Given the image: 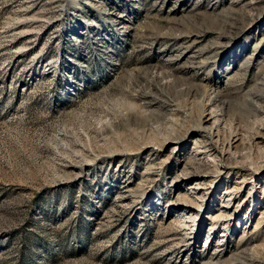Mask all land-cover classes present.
<instances>
[{"label":"rangeland","instance_id":"1","mask_svg":"<svg viewBox=\"0 0 264 264\" xmlns=\"http://www.w3.org/2000/svg\"><path fill=\"white\" fill-rule=\"evenodd\" d=\"M0 264H264V0H0Z\"/></svg>","mask_w":264,"mask_h":264},{"label":"bare ground","instance_id":"2","mask_svg":"<svg viewBox=\"0 0 264 264\" xmlns=\"http://www.w3.org/2000/svg\"><path fill=\"white\" fill-rule=\"evenodd\" d=\"M211 8V10H214L215 9V5H213V6H211L210 7ZM208 121V120H207ZM220 121V120H219ZM217 123V122H216ZM211 130L208 132L207 130L205 131L204 130V133H206L205 135H206V137H208L209 138V140H214V137H217L218 138V136L217 135H215L214 133H213V127H211L210 128ZM219 133V132H218ZM220 135V134H219ZM220 138V137H219ZM236 141V140H235ZM232 144V143H231ZM232 147V146H231ZM230 147V148H231ZM204 175V174H203ZM206 179V178H205ZM204 180V179H203ZM200 187V186H199ZM199 187H192L191 188V191H194L195 193L194 194H196V193H198L199 192ZM229 202V200H226V203H228ZM225 203V204H226ZM230 204V203H229ZM234 205V204H233ZM230 206V205H229ZM225 207V206H224ZM179 209V208H178ZM197 206L194 204V203H190V202H187L184 206H182V207H180V210H181V212L185 215V216H189V218L190 217H192V216H195V215H200V214H205L206 213V211H203V210H200L199 211V213H197ZM183 215V216H184ZM191 219V218H190ZM203 221H202V218H199V220H198V224L200 225L201 223H202Z\"/></svg>","mask_w":264,"mask_h":264},{"label":"water","instance_id":"3","mask_svg":"<svg viewBox=\"0 0 264 264\" xmlns=\"http://www.w3.org/2000/svg\"><path fill=\"white\" fill-rule=\"evenodd\" d=\"M62 63H63L62 60H60V57H58L57 60H56V63H53V64H56V65L54 66L52 64L51 65V69L58 70L59 69L58 67L60 66V64L62 65ZM58 64H59V66H58Z\"/></svg>","mask_w":264,"mask_h":264}]
</instances>
